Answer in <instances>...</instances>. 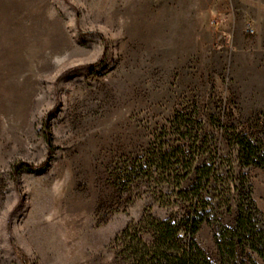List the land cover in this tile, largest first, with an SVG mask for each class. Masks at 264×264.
<instances>
[{"label":"rangeland","instance_id":"obj_1","mask_svg":"<svg viewBox=\"0 0 264 264\" xmlns=\"http://www.w3.org/2000/svg\"><path fill=\"white\" fill-rule=\"evenodd\" d=\"M177 116L217 166L228 132L264 134V0H0V264H120L116 238L176 201L140 166L185 144ZM235 168L264 215V170ZM207 206L214 257L236 208Z\"/></svg>","mask_w":264,"mask_h":264},{"label":"trees","instance_id":"obj_2","mask_svg":"<svg viewBox=\"0 0 264 264\" xmlns=\"http://www.w3.org/2000/svg\"><path fill=\"white\" fill-rule=\"evenodd\" d=\"M193 123L182 116L173 120L177 130L183 129L179 134L186 141L183 146L170 147L158 140L148 150L140 167L150 178L173 177V184L156 180L154 185L162 194L176 193V201L167 202L172 205L167 218L144 215L116 238L120 264H264V215L254 203L248 181L235 171V164L264 170V134L228 132L234 158L222 167L214 163L221 148L209 146L200 130L189 133L186 124ZM200 157L204 161L199 165ZM209 201L227 207L228 212L233 205L236 208L233 227H220L215 236L214 257L196 240L209 222Z\"/></svg>","mask_w":264,"mask_h":264},{"label":"built area","instance_id":"obj_3","mask_svg":"<svg viewBox=\"0 0 264 264\" xmlns=\"http://www.w3.org/2000/svg\"><path fill=\"white\" fill-rule=\"evenodd\" d=\"M248 30H249L250 32H253V30H252L251 28H248Z\"/></svg>","mask_w":264,"mask_h":264}]
</instances>
